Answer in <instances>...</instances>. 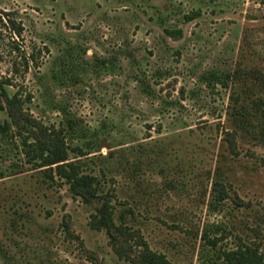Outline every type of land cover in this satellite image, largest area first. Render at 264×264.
Listing matches in <instances>:
<instances>
[{
	"label": "rangeland",
	"instance_id": "1",
	"mask_svg": "<svg viewBox=\"0 0 264 264\" xmlns=\"http://www.w3.org/2000/svg\"><path fill=\"white\" fill-rule=\"evenodd\" d=\"M0 83L119 228L0 138V264L264 255V0H0Z\"/></svg>",
	"mask_w": 264,
	"mask_h": 264
},
{
	"label": "trees",
	"instance_id": "2",
	"mask_svg": "<svg viewBox=\"0 0 264 264\" xmlns=\"http://www.w3.org/2000/svg\"><path fill=\"white\" fill-rule=\"evenodd\" d=\"M171 33V32H169ZM0 113H6L7 118L0 120V138L9 137L15 154L20 161L15 162L13 170H21L26 165H31L36 169L43 170L48 179L54 180L55 177L64 180L70 190L82 198L85 203H93L99 200L97 208L96 222L94 228L106 230L109 234L113 230H119L115 223L114 211L109 201L103 200L94 187L93 177L84 174L78 162L70 161L69 152L66 144L59 134L46 128L39 130V134L31 141V136H24L14 131L25 129L28 122L22 111V105L16 95L11 96L0 83ZM31 127H35L32 125ZM29 129V128H28ZM33 130V128L31 129ZM25 163V164H23ZM25 165V166H23ZM4 171L0 172V178L4 177ZM206 237V234L204 235ZM206 239V238H205ZM207 241L215 247L216 240ZM224 264H264V255L257 248L238 247L222 252L218 256ZM138 264H171L164 255L156 254L148 250L146 246L137 260Z\"/></svg>",
	"mask_w": 264,
	"mask_h": 264
}]
</instances>
